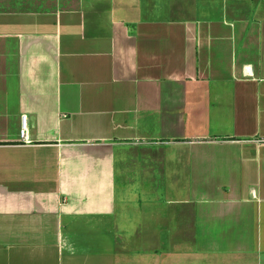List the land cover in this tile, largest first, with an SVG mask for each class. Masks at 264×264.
<instances>
[{"label": "crops", "instance_id": "1", "mask_svg": "<svg viewBox=\"0 0 264 264\" xmlns=\"http://www.w3.org/2000/svg\"><path fill=\"white\" fill-rule=\"evenodd\" d=\"M0 264H264V0H0Z\"/></svg>", "mask_w": 264, "mask_h": 264}, {"label": "built area", "instance_id": "2", "mask_svg": "<svg viewBox=\"0 0 264 264\" xmlns=\"http://www.w3.org/2000/svg\"><path fill=\"white\" fill-rule=\"evenodd\" d=\"M25 115H21V123H20V128H19V136L22 138V139H25L27 138V130H26V123H25Z\"/></svg>", "mask_w": 264, "mask_h": 264}]
</instances>
